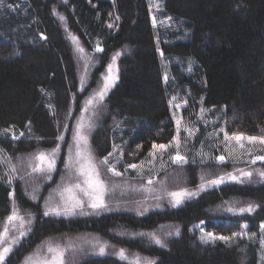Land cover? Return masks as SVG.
Listing matches in <instances>:
<instances>
[{
  "label": "trees",
  "instance_id": "obj_1",
  "mask_svg": "<svg viewBox=\"0 0 264 264\" xmlns=\"http://www.w3.org/2000/svg\"><path fill=\"white\" fill-rule=\"evenodd\" d=\"M161 1V20L171 31L155 28L149 0H0V221L12 214L14 202L36 216L32 234L6 264H21L43 241L71 234L97 235L155 264H264L260 175L145 216L50 218L28 193L19 161L55 148L64 133L69 141L85 100L117 54L119 79L101 104L91 140L98 160L120 148L125 166L139 165L154 145L170 144L176 136L170 99L177 96L185 99L187 114L220 118L230 135L264 136V0ZM75 40L87 53L96 43L102 48L83 90ZM10 130L22 138L12 139ZM176 169L182 173L176 189L198 185L201 166ZM231 169L212 166L209 175ZM259 169L264 172V163ZM10 172L17 177L13 198ZM249 204L254 211H238ZM198 228L232 243L205 245ZM147 233L163 235L162 242ZM80 264L127 263L109 256Z\"/></svg>",
  "mask_w": 264,
  "mask_h": 264
},
{
  "label": "rangeland",
  "instance_id": "obj_2",
  "mask_svg": "<svg viewBox=\"0 0 264 264\" xmlns=\"http://www.w3.org/2000/svg\"><path fill=\"white\" fill-rule=\"evenodd\" d=\"M149 3L155 28L171 31L172 29L168 28L169 22L161 20L162 1L149 0ZM75 47L81 66V90H83L84 87H89V78L97 64V56L102 53V48L96 43L94 51L87 53L76 40ZM119 57L120 54L114 56L106 67L100 84L90 92L85 100L69 141L67 142L66 133H64L55 148L19 161V168L22 175L25 176L30 198L35 204H41L44 213L48 212L45 217L93 218L115 213L145 216L154 211L164 210L167 206L182 207L186 202L195 200L204 193L227 184L258 181L256 177L262 171L259 169V165L263 164L264 160L256 159V157L264 156V145L249 144L245 139L241 141L244 145L241 147L234 137L243 136L246 138L247 136L230 135L226 128L220 124V118H212L204 111L187 114L185 111L189 110L188 105L181 96L170 99V109L176 125V136L170 144L165 145V149L161 150L155 147L149 159L136 165L135 168L124 165L123 151L120 148H116L107 157L108 163H103L105 159L98 160L92 148V135L97 126L101 104L119 79ZM110 65L111 70H109ZM163 67L165 78L169 80L168 64L163 62ZM108 77L111 79H107ZM105 84L108 85L107 88H105ZM101 92H103V99L98 95ZM201 126H204L205 132H209V136L206 138L202 137L204 132H202ZM225 133H227L228 139L225 138ZM7 134L12 139L22 138V134L15 130H10ZM41 154L45 156L43 161L38 158ZM177 155L183 157L184 160H176ZM220 156L225 158L224 161L217 159ZM49 161H54L52 167H49ZM189 164H196L202 168L198 185L192 188L183 186L176 189L175 181L182 182V173L176 168L187 167ZM227 164L232 166L229 172L212 177L209 175L212 166L224 167ZM59 166L61 167L59 168ZM241 172H249L252 175L244 176ZM95 173L99 174L98 179L102 182V187L90 186L89 183H86L89 174L93 179L96 178ZM116 173H120V175ZM232 176L237 179L233 180ZM219 177H224L223 183H209ZM14 180L16 181L17 177L10 172L7 176V183L12 188V198L14 197ZM185 190L193 192L195 195H172ZM94 197L102 199L103 206L92 208L90 205L97 202ZM77 200L82 201L81 206L72 211H64L66 206L70 208ZM52 209L57 211H52ZM9 217L14 218L10 220ZM9 217L0 221V233L4 234L0 248L10 247L11 251L5 254L4 260L0 264H6L7 260L21 246L23 240L32 234L36 221L35 214L22 211L15 202ZM198 231L200 232V242L205 245H213L219 241L232 243L230 239L228 241L220 239L224 236L214 235L200 228ZM144 235L162 242L163 235L161 234L147 233ZM166 235H169L168 231H166ZM238 236H242V234ZM258 240L261 241L264 248V225ZM101 247H104L103 253L100 251ZM50 248L53 251L50 252ZM121 249L125 251L126 258L117 255ZM60 253H63V264H80L87 259L109 256L116 257L127 264H136L137 259L140 260V264H146L148 261L154 262V264L157 262L155 258L144 257L94 234H71L43 241L32 253L22 259L21 264H53Z\"/></svg>",
  "mask_w": 264,
  "mask_h": 264
},
{
  "label": "snow or ice",
  "instance_id": "obj_3",
  "mask_svg": "<svg viewBox=\"0 0 264 264\" xmlns=\"http://www.w3.org/2000/svg\"><path fill=\"white\" fill-rule=\"evenodd\" d=\"M61 19H63V17H61ZM97 50L100 51L101 49H97ZM109 70H111V65L109 66ZM107 79H111V77H108ZM107 86L108 85L105 84V88H107ZM98 95L100 96L101 99H103V92L98 93ZM89 103H91V101H89ZM225 138L228 139L227 133H225ZM81 139H84V138L81 137ZM234 139L236 140V142L238 144H240L241 147L244 146L243 143H241V141H243L245 139L247 140V142L249 144L259 143L261 145H264V136H262V137L249 136V137H246V138L243 137V136H236V137H234ZM154 147H158L161 150H163V149L166 148L165 145H159V146H155L154 145ZM78 155H79V153H78ZM109 155H111V153ZM38 158L41 161H43L45 159V156L43 154H41ZM175 159L176 160H179V161H183L184 160V158L181 157V156H179V155H177ZM217 159H219L220 161H224L225 158L223 156H220V157H217ZM256 159L264 160V156H257ZM253 162H255V161H253ZM103 163H105V164L108 163L107 158H105V160H104ZM53 164H54V161H49V167H52ZM130 167L135 168L136 165H130ZM112 170L114 171V169H112ZM116 174L117 175H120V173H116ZM241 174L244 175V176H251L252 175V173H249V172H241ZM259 174L262 177H264V172H261ZM98 175H99L98 173H95L96 178L93 179L92 175L89 174V179L86 181V183H89L90 186H99V187H102V182L98 179ZM231 178L233 180L237 179V177H235V176H232ZM223 181H224V177H219L216 180L209 181V183H211V184H220V183H223ZM149 182H151V181H149ZM77 187H79V186L77 185ZM201 188H203V185H201ZM172 195H174V196H183V195L193 196V195H195V193L188 192V191L185 190L182 193H173ZM94 200L97 201V202H93L90 205L92 208H98V207L103 206V200L102 199H100L99 197H94ZM177 203H179V200H177ZM81 205H82V201L77 200L74 204L71 205L70 208L66 206L65 209H64V211H66V212L72 211L76 207H79ZM255 207H257V206H254V205L249 204L246 208H240V209H238V211L240 213H243V212H252V211L255 210ZM52 211H57V210L56 209H52ZM227 211L233 212L234 209L228 208ZM44 215H48V212H45ZM13 218L14 217H9L10 220L13 219ZM5 231H7V230H5ZM178 234H179V232L177 231V235ZM3 235H4L3 233H0V242H2V240H3ZM209 235H211V234H209ZM234 235H236V234H234ZM220 239L225 240V241H228L230 238L229 237H220ZM156 243L159 244V243H161V241L159 239H156ZM10 251H11V248L10 247L0 248V262H2L4 260L5 254L8 253V252H10ZM49 251L51 252V251H53V249L50 248ZM100 251H101V253H103L104 252V247H101L100 248ZM117 255H119L121 258H126L125 257V251L123 249H121L117 253ZM53 264H63V253H60L59 254L58 259L54 260L53 261ZM136 264H140V260L139 259H137ZM146 264H154V262L148 261V262H146Z\"/></svg>",
  "mask_w": 264,
  "mask_h": 264
}]
</instances>
